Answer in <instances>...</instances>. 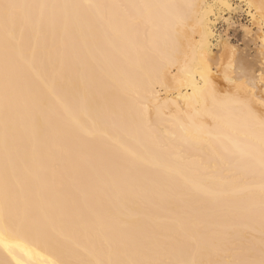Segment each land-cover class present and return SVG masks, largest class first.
<instances>
[{"label": "bare ground", "instance_id": "6f19581e", "mask_svg": "<svg viewBox=\"0 0 264 264\" xmlns=\"http://www.w3.org/2000/svg\"><path fill=\"white\" fill-rule=\"evenodd\" d=\"M210 2L0 0V264H264V58Z\"/></svg>", "mask_w": 264, "mask_h": 264}, {"label": "rangeland", "instance_id": "374dc122", "mask_svg": "<svg viewBox=\"0 0 264 264\" xmlns=\"http://www.w3.org/2000/svg\"><path fill=\"white\" fill-rule=\"evenodd\" d=\"M210 1L212 0H208V2ZM227 5L228 6H219V4H217L216 6L215 4L214 12L216 14L211 17L210 24L212 29L210 37L211 48L213 51H218L225 40L230 42L235 46V50L239 52L238 55L241 59L239 63L243 65V68L246 70L248 69L247 71L249 73H252L257 67L263 64L264 57H261L264 52L263 33L261 37L257 27L252 25L248 14L249 9L243 0H228ZM248 30L252 32H247ZM221 55L222 62H224L226 60V55L222 53ZM257 84L261 85L262 81H257Z\"/></svg>", "mask_w": 264, "mask_h": 264}]
</instances>
